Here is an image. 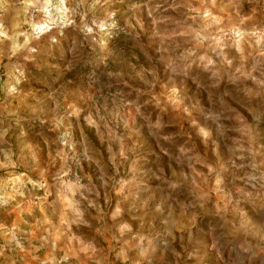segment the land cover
Here are the masks:
<instances>
[{"label":"rangeland","instance_id":"1","mask_svg":"<svg viewBox=\"0 0 264 264\" xmlns=\"http://www.w3.org/2000/svg\"><path fill=\"white\" fill-rule=\"evenodd\" d=\"M0 264H264V0H0Z\"/></svg>","mask_w":264,"mask_h":264}]
</instances>
